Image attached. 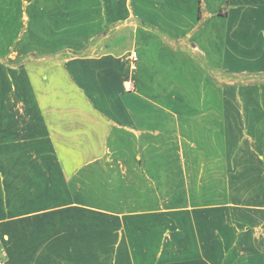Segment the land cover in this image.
<instances>
[{"label":"crops","instance_id":"0c3cea01","mask_svg":"<svg viewBox=\"0 0 264 264\" xmlns=\"http://www.w3.org/2000/svg\"><path fill=\"white\" fill-rule=\"evenodd\" d=\"M222 73L263 76L264 0H0L4 264H264V80Z\"/></svg>","mask_w":264,"mask_h":264},{"label":"rangeland","instance_id":"374dc122","mask_svg":"<svg viewBox=\"0 0 264 264\" xmlns=\"http://www.w3.org/2000/svg\"><path fill=\"white\" fill-rule=\"evenodd\" d=\"M222 79L223 83H228L232 80L239 79L238 81H241V79H249L253 81H263L264 80V74L262 77L260 76H252V77H245L241 75H229L226 73H222L217 76ZM247 179L248 178H215V177H188V178H176L177 183L179 184H185V185H195V186H207V192H206V200L209 202H215L220 200H225L227 197H233L232 199H238L240 203H244L247 200V197L255 194V195H261V193H252L247 194L246 188H247ZM232 184V185H231ZM215 188L218 190H221L222 192H215ZM233 188L234 192H224L225 189ZM254 188V187H252Z\"/></svg>","mask_w":264,"mask_h":264},{"label":"built area","instance_id":"2783aa9c","mask_svg":"<svg viewBox=\"0 0 264 264\" xmlns=\"http://www.w3.org/2000/svg\"><path fill=\"white\" fill-rule=\"evenodd\" d=\"M132 57H133V59H136V57H137L136 52H133L132 53ZM124 87H125V89L127 91H134V90H136V85L134 84V82L132 80H127L124 83ZM0 264H4V259H3L2 255H0Z\"/></svg>","mask_w":264,"mask_h":264}]
</instances>
